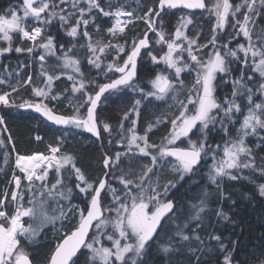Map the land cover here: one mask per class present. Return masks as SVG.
Returning <instances> with one entry per match:
<instances>
[{
	"label": "snow or ice",
	"instance_id": "6c2138e0",
	"mask_svg": "<svg viewBox=\"0 0 264 264\" xmlns=\"http://www.w3.org/2000/svg\"><path fill=\"white\" fill-rule=\"evenodd\" d=\"M61 3H66L67 0H60ZM87 4V12L92 13L95 9L105 17L113 18V24L107 29V32L113 37L118 34L125 33V27L127 22L122 24L120 17L129 16L133 17V12H128L123 7H116L114 10L105 11L101 6L99 0H84ZM80 4V0H73L72 6L75 8ZM138 7L140 6L139 0H137ZM56 4L51 0H23L22 4L16 9H8L4 14L0 15V41H4L8 46L0 47V55L11 52L13 50L14 34L18 33L20 39L24 41H31L32 46L28 48H22L20 46L15 47L16 53L27 52L33 54L37 48L43 50L39 55L41 62L45 61L46 56H55L56 50L54 47L53 37L48 36L43 43H36L38 38L43 35L44 28L41 26H35L28 30V26L25 23L27 18H31L42 26H46L52 23L54 17L58 14L55 11ZM159 11L155 8L149 7L147 12L142 16L135 17L136 19L143 20L147 24L148 31L155 32L158 39L157 44H166L167 52L159 57L148 53L154 63L163 62L168 69H172L175 72L176 80L179 82L180 89L183 88V81L180 79L181 73L184 71H195V83L190 89H188L187 103L179 99V90L174 87L171 76L157 73L155 78L150 81L153 91L147 92L145 96H154L156 99H164L169 92H175L173 100L179 106V115L175 116L171 123V130L168 135L162 138L161 144L156 145L149 143L148 133L156 126L155 124H149L145 130L144 135H137L136 133V121L132 120V125L125 135L124 124L121 121V140L118 143L127 141V147L125 152H117L115 157L104 156L103 164L106 169L111 170L113 165L119 166L122 161L121 157L126 156L128 153L133 152L143 157H151V165H143L141 174L139 175V183H136L134 179H129L128 176L133 173L127 172L122 174L119 179V183L123 185V188L118 190L111 187L105 179H100L98 186L93 183H89L81 170L75 167L73 163V157L71 155H64L57 157L55 154L59 152V147H49L50 153L53 155H18L15 162V167L23 173V177L13 174L12 181L15 184V189L11 192V199L15 205L14 213L9 216L5 211L0 210V264H32L29 258V254L20 246V237H24L29 244L35 243V237L39 235V229L29 224L27 227L22 223V217H29L35 219L37 215L42 218L43 222H52L53 224L57 219H66L67 213L63 208L59 209L58 216H49L47 207L48 200L59 197L62 200H70L72 196V188L67 187L66 191H56L57 187L64 188L65 184L60 179V174L65 165H72L75 177L78 182L76 187L80 193L87 195L91 193V199L85 205L87 214H84V210H80V219L78 225L71 231L70 234H65L62 241L57 242L54 250L47 258V264H77L78 252L82 248L88 250L87 264H142L140 258L142 257L145 248L148 246L149 241L153 239V234L156 233L157 228L161 225L162 218L166 217L167 213H170L174 208V203L171 200L161 199V195H167L170 187H175L174 181H168L164 185L163 194L157 190L158 182H153L150 173L154 172L155 167L160 161H164L167 157H174L176 163L172 165L171 171L179 173L180 179H183L185 173L193 171V166L197 165L201 159L202 153L206 150V139L209 124L215 125L217 117L212 115L213 110L222 111L223 116L229 121L233 120V116L236 113L242 115V120L235 121L240 124V127L236 130L237 135L235 138L225 142L223 148V157L219 160L213 156V165L209 171V179L213 184H217V178L228 177L231 180H237L239 177L233 174L234 171H240L242 169H250L258 171L262 177H264V157H261L259 165L255 163V157L253 151L249 148L245 142V138L250 135H259L264 132V28L257 34L259 40V46H257L252 40V29L248 26L249 23H255L254 17L261 15V10H264V0H242L241 3L233 4L231 0H214V3L209 7L205 0H159ZM111 8V5H109ZM167 8L171 9H206L211 15L215 17V24L212 28V38L209 44L212 45L214 51L208 54L206 61L200 60L197 55L194 54L193 46L197 45V41L194 38H189L185 34V29L192 24V19L187 15H181L180 22L176 27L174 36L171 40L165 39V32L162 30L163 20H160L161 29L156 28L157 20L154 17H150L149 13H155V17H161L163 10ZM51 9V10H50ZM246 9V11H242ZM63 11V9H61ZM80 19H77L76 25L71 26L67 31V35L70 37H76L78 35V26L83 24L87 26L89 24L88 19H84L85 8L80 7ZM22 12V15L20 13ZM47 13L42 17V14ZM237 13H241L243 20L241 21L237 17ZM229 17L235 23L232 25L235 29L239 25L236 35H243L248 41V45L238 44L235 49L229 47L228 44L223 45L225 51L222 53L219 49L215 48L218 38V30L223 32L226 24L229 23ZM60 21L62 24L68 22L67 17L60 15ZM84 37L89 38L87 45L88 52L92 54L89 57L88 63L95 68L101 67V58L106 55L108 51L115 48L117 56L119 53L125 52L124 45H113L111 42L104 44L101 41L91 42L90 35L87 31L83 33ZM177 41H184L187 43V47H182L181 43ZM148 33L144 34V37L139 39L138 42L133 40L131 51L128 52L127 58L123 60V64L109 63L106 66L105 75L108 73H118L117 78H109L108 83L100 84L99 90L94 94H90L85 89V82L81 80L79 85L74 83L72 92L83 93L86 97L84 102L78 106H74V113L71 116L54 115L52 110L43 103L33 104L28 100H25L19 105L11 104L9 102V93L0 95V104L5 106H13L18 108H34L35 111L41 113L47 120L52 121L57 125H71L77 129H83L86 132L91 133L98 139L101 137V132L98 128L96 109L98 103L101 101V97L105 93L109 95H115L123 89L137 90L134 79L137 76V57L141 54V49L148 47ZM208 44L197 45L195 51L208 48ZM74 47V46H73ZM63 48V45H61ZM72 49L69 48L64 53L63 57L57 56L58 60H62V67L64 69H71L75 73H80L79 60L68 55ZM187 52L189 59L193 62L191 65L184 63L183 66H178V61L181 59L180 54ZM238 52L244 54L243 64L248 65L249 54L251 55L252 62L250 65L251 72L258 74L259 80L257 86L253 88L249 86L250 82L254 81L253 75L245 77L244 70L241 69L240 76L232 80V97L233 99H225L223 103L219 102L213 95L216 84L214 81L217 79V74H224L225 76L231 75L229 64L233 61L227 60V57H232L233 60L239 59ZM99 53L100 55H97ZM176 54V55H174ZM92 57H95L94 59ZM54 71V70H53ZM82 75V73H80ZM40 77H46L45 83L48 91L43 88H33V94L36 97H49L50 90L52 88L53 80L58 79L56 75H49V71L41 65ZM69 80L75 81V77L68 76ZM32 76L29 75L28 79L23 81L24 84H30ZM5 83L3 79H0V84ZM12 91H17L16 87L12 88ZM67 91V90H66ZM141 91H143L141 89ZM195 93V96H193ZM256 93H259L258 101L254 100ZM243 97L247 100V105L237 103L236 98ZM52 100H58V96H51ZM141 101L136 100L134 106L129 109L130 112H136ZM191 105V108L189 107ZM226 105V106H225ZM87 108V116L80 115L81 108ZM246 107V112L244 108ZM130 119L128 113L124 114V120ZM161 118L157 117L156 124L162 123ZM5 123L4 119L0 117V125ZM221 127L224 128L225 133H228V129L224 127L223 119L220 120ZM199 125L200 132L203 133L204 139L199 143L192 140L189 137V133ZM6 130V129H5ZM103 131L110 133V126L107 123L103 124ZM181 137L188 138L187 147H179L176 145V141ZM41 139L37 137V140ZM59 139V138H58ZM261 144H264V135L260 136ZM11 143V138H9ZM4 141L0 140V146H3ZM143 145V146H141ZM260 145H258L259 147ZM155 149V154L150 150ZM264 151V148L261 149ZM214 151V150H213ZM5 163H7V153H5ZM55 165V171L57 173L56 182L49 188L46 180L49 174V168ZM71 175V173L69 174ZM107 176V172L105 173ZM145 178H148V182L145 183ZM28 181V190L32 192L34 187H38L41 194V199L37 200L34 196H31L28 200L31 207H25L22 203H17L18 200H23V195L17 191L21 187V180ZM35 181L44 182L40 186L35 185ZM219 188V184H217ZM107 188L108 193L113 197L114 208L104 209L101 204L102 190ZM259 195L264 197V183L257 185ZM118 191L122 195H118ZM5 198L7 197V191H5ZM208 194L205 193V196ZM221 196L223 193L221 192ZM46 197V198H45ZM5 204V199H0V207ZM151 205V207H150ZM196 207V206H193ZM206 202L201 201V205L197 209L195 215L191 217L192 220L197 221L196 227H201L202 220L201 213L205 211ZM77 206H71L69 211H75ZM116 213L114 218L104 216V212ZM217 216L227 219L228 217L222 212L217 211ZM93 221H96L95 227L97 234L93 235L92 240L86 239L89 235V229L93 226ZM109 225L113 229V232L107 234V240L111 241V246H104L101 244V236L104 235V229ZM189 225L186 223L185 228ZM195 231V230H193ZM118 236V238H117ZM176 236L180 238V241L190 242L193 238L203 243L199 235L194 237L184 234L183 230L176 233ZM210 240H215L219 244L221 251H225V245L221 242V238L216 235L209 234ZM95 245H100L96 247ZM162 250L165 253H171L175 249L171 244L163 245ZM199 249L191 248L189 245V251L195 255ZM77 258V259H74ZM197 264H199V257H197ZM223 264H232L231 254L228 253L224 256ZM264 264V261L261 262Z\"/></svg>",
	"mask_w": 264,
	"mask_h": 264
},
{
	"label": "trees",
	"instance_id": "16d2710c",
	"mask_svg": "<svg viewBox=\"0 0 264 264\" xmlns=\"http://www.w3.org/2000/svg\"><path fill=\"white\" fill-rule=\"evenodd\" d=\"M10 1L11 0H0V14H2L6 5L11 3ZM128 1L137 3V0H99L101 6L108 10L122 6ZM237 1V3H239L240 0ZM205 2L208 5V0H205ZM157 3L158 0H139L141 13H145L151 6L157 10ZM232 3L236 4L235 0H233ZM15 4H21L20 0ZM54 4L57 5L55 9H59L65 6V4L72 6L73 0H67L66 3H61L60 0H54ZM109 5H111V8H109ZM80 7L86 10L83 18L89 20V24L85 26V29H87V27L95 28L99 32L108 34L107 37L111 40L116 39L117 41H121L123 38L126 42L124 54L130 52L133 40L137 41L148 30L146 23L143 21H136L126 28L125 33L122 34L123 37L119 34L113 37L107 32V29L113 24L112 19L103 16L95 9L89 14L87 12L88 6L84 3V0H80V4L77 7L74 8L72 6L71 9L66 11L70 19L73 16V19L69 22L81 18L79 11ZM245 10L246 9H242V11ZM204 11H206V9L193 12H188L184 9H165L161 13V17L156 18V27L158 30L161 29L160 20L162 19V30L166 34L165 39L171 40L177 26L178 17L184 14L191 15L190 13L200 14L193 15L195 17L192 23L194 29L190 31V34L196 39L197 45H209L206 49L196 51L198 58L202 61H206L208 59V54L214 51L212 45L209 44L212 38L214 20L206 18L203 15ZM261 13V15L254 17V24L250 22L248 25L253 30L252 40L257 46H259L260 43L257 39V34L264 28V10H261ZM154 14L155 13H151V17H153ZM236 15L241 21L243 20L241 13H237ZM56 21L58 20L55 19L50 24L52 29H50L48 34L54 36L57 43L60 42V39L54 34L56 31ZM234 23L235 21L229 17V23L226 24L225 31L221 32L218 30V38L215 45L216 49L224 50V44H228L232 49H235L238 44L248 45V41L242 34L236 35L239 25L234 29L232 26ZM34 25L35 23L33 22L28 28L31 29ZM149 37H151V45L144 51L153 49L157 44L156 40L158 37L155 32H151ZM80 38L82 39L83 37L79 35V44L81 45L82 42ZM18 44L22 48L29 47V43L23 42V40L19 41L16 38L13 47ZM162 45L163 48H166V45ZM197 45L193 46L194 50ZM182 47L184 46L182 45ZM7 54L8 55L3 57L4 61L0 62V79L5 81V83L0 84V94L11 91L13 87H19L20 90L13 94L14 99L11 100V103L19 105L25 100L33 101L31 100L32 95L30 94L31 85L35 82V79L37 80V77H39L38 65L40 62L36 58L31 59L27 52L16 53L13 49ZM106 57L108 59L110 55L107 54ZM126 57L127 55L124 58L121 57L118 63H121ZM238 57L239 59L236 60H233L232 57H227V60L233 61L228 65L231 70V75L225 76L222 73L217 74V79L214 81L216 88L213 95L221 103H223L225 99H233L231 95L233 87L232 80L240 76L241 69L244 70L245 77L248 75H253L255 77L254 81L250 82L249 86L253 88L257 86L259 76L258 74L252 73L250 68L253 58L249 54L248 65H245L242 63L244 54L238 52ZM185 61L187 63L189 62L190 65L193 63L192 61L190 62L188 55ZM185 61H179V65L182 66ZM142 63L143 67L141 70L140 67L137 69V77L133 82L138 86L136 91L123 89L115 95L106 93L102 97L96 110L101 136L107 134L100 126L101 121L109 124L112 131L108 134H114L115 132H112L115 130V127L120 123L124 114L127 111L129 112V109L134 106L136 100L141 101L137 109L139 114L136 115V131L142 135L145 134V130L150 123L156 125L152 131L148 133L149 143H158L163 137L167 136L169 128L171 129L170 121L175 118V114L177 116V107L170 106L169 110V101L171 103L169 96L168 98L157 100L152 96L144 95L151 91L149 80L158 69L154 70L155 63L151 65L147 60H144ZM191 72L195 73V71ZM3 75H5V77H3ZM29 75L32 76L31 83L24 84L23 81H25ZM108 77L114 78V73H108L107 76L103 74L100 81H98V85L108 81ZM181 78L184 87L179 92L182 96V94L190 88L193 81L191 74L187 72L181 73ZM64 81L63 78L57 81V91H63V89L68 86V83ZM141 89L143 91H141ZM96 90L97 89L94 91ZM20 93H22L23 96L20 95ZM64 96L65 97L62 99L67 100L68 95L66 96L64 93ZM258 97L259 93H256L254 100L257 102H259ZM236 101L243 105H247L248 103L243 97H237ZM52 104L53 102H49V104L46 105L54 112L69 116L73 115V111L69 106L64 107L63 104H57L54 106L55 108H53ZM244 112H246V107L244 108ZM212 115L216 116L217 120L215 125L209 124L208 129L205 130L207 132L205 143L207 150H214V153L218 156L221 154V149L225 146V142L236 137V130L240 127V124L235 121H240L243 117L240 113H236L233 116V120L229 121L223 116L222 111L216 110L213 111ZM0 117L5 121L3 125H0V140L4 141L3 146H0V199H5V204L3 206L8 215L12 214L15 209V205L11 199V174L14 172L16 175H20V172L13 167L14 152L17 155L42 154L41 152L48 151L50 146H58L59 152L74 156L75 165L78 166L89 182L96 185L105 173V168L102 164L104 154L113 157L116 150H118L112 145L111 140H101V142H99L94 137L88 135L83 129L76 131L78 135H81V140L76 138H73L74 140H70L68 137L65 138L63 136L64 133L70 132L68 128L69 125L65 127H55L39 115L22 111L18 107L3 105L0 109ZM157 117L161 118L163 122L156 124ZM221 119L224 121V127L228 129L227 134L224 128L221 127ZM196 129L198 130L197 137L201 135L202 139H204L203 133L200 132L199 125ZM118 135L119 134L116 136ZM192 135L195 137V131L192 132L191 136ZM262 135H264V132H261L259 135H250L245 138L247 146L253 151L255 163L257 165L260 164L261 157H264V151L261 150L264 148V144H261L260 141V136ZM37 137L41 139L37 140ZM9 138H11V143H9ZM186 145L187 143L185 140H179L174 146L187 147ZM258 145L260 146L258 147ZM5 153H7V163H5ZM132 160L128 161L127 159L122 169L124 173H133L128 176L129 179L138 180L139 182L137 173L140 162L137 164ZM170 161L176 163V161L172 159H170ZM204 164L202 160L201 165L197 168H193V171L188 174H184L183 179H180L179 173H174L171 170L170 173L166 170H158L160 167H156L155 172L149 174L153 182H158V186H163L164 183L167 184L170 180L175 182L173 192L171 194L169 192L164 197V200L170 197L174 199L175 209L170 219L164 225V228L156 235L153 241L148 243V246L145 248L140 258L142 264H197V257H199V264H223L224 256L228 253L231 254L232 264H261V262L264 261V197L259 195L257 188L258 184L264 183V177H262L258 171L242 169L238 172H233V174L239 177L237 180H231L228 177L217 178V184H219L218 188L217 184H213L210 181L209 167H204ZM68 172L69 169H66V173ZM72 173L73 171L71 172V176L67 175V180L64 181V183L67 187L73 189L76 177L75 175L72 176ZM124 173H119L117 175L120 177ZM110 175L111 173L109 170L106 176L108 184H111L108 179ZM22 184H25V181ZM106 189L107 188L103 190L102 194ZM5 191H7L6 198L4 195ZM221 192L223 196H221ZM205 193L208 195L205 196ZM79 194L78 200L75 198L73 192L68 202L62 199H59L60 201L58 200L57 202V199H55L56 203L59 204L58 208L63 206L65 210L71 203H76L77 200L79 202V208L85 210V206H82L85 194L80 192ZM202 200L206 202V208L205 211L201 213L202 220L199 222L201 223V227L197 228V221L192 220L191 217L195 215ZM22 201H24V205L29 204L25 199ZM17 203H19V201ZM217 211H222L228 218L224 219L223 217L217 216L215 214ZM78 218L79 215L75 214L74 217L69 219L67 224L66 218L65 220L57 221L55 224L42 228V230L39 231V235L35 237V243L33 244H29L24 237H21L20 245L29 254L32 264H47V258L54 250L56 243L60 242L65 234H68L77 226ZM172 218L173 220L171 221ZM28 223L33 224L28 219L25 220V224L27 225ZM186 223L189 224L187 228L184 227ZM92 229L87 240L91 237ZM180 230H183L184 234L190 233L199 235L203 243L194 238L190 242L180 241V238L176 236V233ZM62 231L64 232L60 234ZM209 234L221 238V242L225 245V251L220 250L217 241L209 239ZM168 244H171L173 249H175L171 253H165L162 250V246ZM189 245L191 248L199 249L196 251L195 255L189 251ZM85 252V248H82L80 252H78V259L75 258L77 259V264H87L88 255Z\"/></svg>",
	"mask_w": 264,
	"mask_h": 264
},
{
	"label": "rangeland",
	"instance_id": "374dc122",
	"mask_svg": "<svg viewBox=\"0 0 264 264\" xmlns=\"http://www.w3.org/2000/svg\"><path fill=\"white\" fill-rule=\"evenodd\" d=\"M17 1L18 0H11L10 2V4H9V6H10V8L11 9H16V8H18V6L19 5H21L22 4V2H23V0H20V2H21V4H15V3H17ZM82 1V0H81ZM51 2L52 3H54V0H51ZM242 2V0H240L239 1V3H241ZM214 3V0H208V5H209V7L212 5ZM69 4V3H68ZM65 5H67V4H65ZM71 7L72 6H64V11H68L69 9H71ZM119 7H121V6H119ZM122 7H123V9H125V10H128V11H131V12H133L135 15H134V17H137V16H142V15H144V13H141V12H139V10H140V7H138V5H137V3H131V2H125V4L124 5H122ZM105 9V8H104ZM112 10H114V9H112ZM105 11H109L108 9H105ZM207 11V10H206ZM206 11H204V13H203V15L206 17V18H208V19H213L214 20V24H215V17L213 16V15H211L209 12H206ZM246 11V10H245ZM151 13H149V15H150ZM191 15H189V14H184V15H187V16H189V18L190 19H192V23H193V21L195 20V17L193 16V15H200V14H193V13H190ZM20 15H22V12L20 13ZM47 15V14H46ZM45 15V16H46ZM63 16H65V17H67V19H68V22L71 20L69 17H68V13H66V12H64L63 14H62ZM43 17V16H42ZM59 15H57V17H56V19L57 20H59ZM150 17H151V15H150ZM111 18V17H110ZM180 17H178L177 18V25L179 24V22H180V19H179ZM28 19V18H27ZM26 19V20H27ZM79 19V18H78ZM112 19V22H114L113 21V18H111ZM136 21H140L139 19H135V20H133L132 22H130L129 24H128V26L131 24V23H133V22H136ZM142 21V20H141ZM40 24L39 23H35V25L33 26V27H35V26H39ZM127 26V27H128ZM126 27V28H127ZM177 27V26H176ZM78 28L81 30H79L78 31V35H80V37H83L82 39H81V42H82V44H81V46H79V48H80V56L79 57H77L78 58V60H79V64H80V73H82V75L80 74V73H75V72H73L71 69H64L63 68V71L62 72H60L59 71V73H56V72H51L49 69H50V65L49 66H47V65H43L44 66V68H45V66H46V68L45 69H47L48 71H49V75H53V74H51V73H54V75H56V76H58L59 78L58 79H56V80H53V82H52V88H51V90H50V94H49V97H47V98H45V97H36V96H34V94H33V91H32V89L33 88H43V89H45L46 91H48V88L46 87V83H45V80H46V77H37L38 79L36 80L35 79V82L31 85V91H30V94L32 95L31 96V100H33V101H30L31 103H43V104H49V102H53V104H52V106H55V105H57V104H63V106L64 107H66V106H69L71 109H72V111H73V113H74V106H78V105H80V104H82L83 102H84V100L86 99V97L83 95V93H81V92H77V93H73L72 92V87H73V85H74V83L76 84V86H78L79 85V82L81 81V80H83L84 82H85V89H84V91H86V92H88V93H90V94H94L96 91H94L95 89H98V81H100V79H101V77L103 76V74H105V70H106V66L109 64V63H117L118 61H119V59H118V56H117V51H116V49L115 48H113V49H111L110 51H108L107 52V54L108 55H110V57H112V59L113 60H111V61H109L108 59H107V57H106V55H103L102 56V58H101V67L99 68V69H97V68H95L94 66H92V65H90L89 63H88V60H89V57H91L92 56V54L91 53H89L88 52V48H87V45H88V43H89V38L88 37H84V35H83V33H84V31H87L88 33H89V35H90V38H91V42L92 43H95L96 41H101L102 43H104V44H107V43H109V42H111L113 45H116V44H119L120 45V43H118V42H116V41H113V40H111L110 38H108L107 37V35L108 34H106V33H102V32H99L97 29H95V28H88L87 27V29H85V25H83V24H80L79 26H78ZM194 28L192 27V24H190L189 26H188V28L187 29H185L184 31H185V34L189 37V38H193V35H191L190 34V31L191 30H193ZM28 30L29 31H31V29H29L28 28ZM126 30V29H125ZM176 30V29H175ZM174 33H175V31H174ZM174 33H173V36H174ZM119 35H121L122 36V34H119ZM18 37H19V35H17ZM173 36H172V38H173ZM48 36H44V35H42V37L41 38H38V40H37V42L36 43H43L45 40H46V38H47ZM123 37V36H122ZM23 42H27V43H29L28 45H29V47L30 46H32V42L31 41H24L23 40ZM121 43H122V45H124L125 46V40L122 38V40L120 41ZM177 43H181V45H183L184 47L186 46L187 47V43L186 42H184V41H177ZM164 45H166V44H164ZM219 45V44H218ZM6 46H8L7 45V43L6 42H4V41H0V47H6ZM163 45L162 44H156L155 46H154V48L153 49H151V50H148V51H144L143 52V55L141 56V59H150L151 61H152V59H151V56H149L148 55V53L149 52H151L152 53V55H154V56H156L157 57V60H159V57H161L162 55H164L166 52H167V45H166V48H163L162 47ZM55 47V46H54ZM185 47V48H186ZM37 50V55H33V57L34 58H38L39 59V55L43 52V50L42 49H40V48H37L36 49ZM55 50H56V55L57 56H60L59 55V53H58V51H57V48L55 47ZM220 50V49H219ZM161 51V52H160ZM221 52L223 51H225V49L224 50H220ZM222 52V53H223ZM113 54V55H112ZM120 54V53H119ZM194 54L195 55H197V53H196V51L194 50ZM97 55H100L99 53H97ZM174 55H176V54H174ZM63 56V55H62ZM62 56H60V57H62ZM122 58H124L125 56H126V54H124V53H122L121 55H120ZM180 56H181V59L179 60V61H185V59H186V57H187V52L185 51V52H183V53H181L180 54ZM46 57H48V58H50L51 56H46ZM53 57V56H52ZM198 57V56H197ZM93 59L95 58V57H92ZM53 61H56V63H53L54 65H56L58 68H60L61 67V65H62V60H53ZM60 61V62H59ZM179 61H178V66H180L179 65ZM153 62V61H152ZM190 62H191V60H190ZM154 63V62H153ZM184 63H187L186 61L184 62ZM183 63V64H184ZM158 64H162L164 67H165V69L166 70H168V68H167V66H166V64H164L163 62H159ZM188 64H189V62H188ZM41 65L42 64H39L38 66H39V73H40V71H41ZM183 66V65H182ZM181 66V67H182ZM184 72H187V73H189V71H184ZM163 75H168V73H166V72H161ZM183 73V72H182ZM69 75H72V76H74L75 77V81H73V80H69L68 79V76ZM169 76H171V78H172V80H173V83H174V87L176 88V89H178L179 91H181V89H180V85H179V82L176 80V77H175V72H174V70H172V69H170V75ZM191 76H192V81H193V83H192V85L195 83V76H196V73H192L191 72ZM61 78H63L65 81L64 82H66V83H68V86L66 87V88H64L63 89V91H57V89H56V86H57V81H60V79ZM155 78V77H154ZM154 78H151L150 80H149V84H150V90L151 91H153V88H152V85H151V83H150V81L151 80H153ZM28 79V77L26 78V80ZM96 79V80H95ZM180 79L182 80V78L180 77ZM102 84V83H101ZM192 85L190 86V88L192 87ZM183 87H184V84H183ZM189 88V89H190ZM16 89H17V91H19L20 89H19V87H16ZM67 90V91H66ZM17 91H15V92H13L12 90L11 91H9V92H4V93H9V96H8V99H9V102H10V104H12L11 103V100H13L14 99V96H13V94L14 93H17ZM66 91V92H65ZM93 91H94V93H93ZM4 93H1L0 95H2V94H4ZM25 93V92H24ZM64 93H65V95L67 96V100H63L62 98H64L65 96H64ZM26 94V93H25ZM20 95H22V93H20ZM19 95V96H20ZM173 95H176V93L175 92H169L165 97H164V99L165 98H168V96L170 97V100H171V103H170V101H169V104H168V108H169V110H170V106L171 107H173V106H176L177 107V115H179V111H180V109H179V106H178V104L176 103V101H174L173 100ZM23 96V95H22ZM51 96H58L59 97V99L58 100H52L51 99ZM193 96H195V93H193ZM153 98H155L154 96H152ZM187 97H188V90L185 92V93H183L182 94V96H181V94H180V96H179V99H181V100H183L185 103H187ZM156 99V98H155ZM157 100H159V99H157ZM29 101V100H28ZM24 101H22L21 103H23ZM168 103V102H167ZM4 104H0V109H1V107L3 106ZM103 105V104H102ZM189 107L191 108V105H189ZM214 111V110H213ZM128 112V111H127ZM72 113V114H73ZM85 113H86V107H84V108H81L80 109V115H82V116H84L85 117ZM213 113V112H212ZM211 113V114H212ZM98 114H99V111H98ZM128 115H129V117H130V119H128V120H124V116H123V118H122V120L121 121H123V124H124V131H125V135H127V129L129 128V127H131V125H132V120H135L136 121V115H137V113L136 112H128ZM175 116H176V114H175ZM103 120V119H102ZM121 121H120V123L115 127V130L112 132V133H114L113 135H117V134H119L117 137H115L114 138V140L112 141V145H114V147H116V149H118V150H116V152H115V154L113 155V158L115 157V155H116V153L117 152H121V153H123V152H125V150H126V147H127V141L126 140H124L123 142H121V143H118V141H120L121 140ZM105 122H103V121H101V124H100V126H101V128L103 129V124H104ZM108 124V123H107ZM69 130H70V132H65L64 133V137L66 138V137H68L70 140H72L73 138H76V139H80L81 138V135H78V133L76 132V131H78L79 129H77V128H75V127H73V126H71V125H69ZM135 128H136V125H135ZM171 130V129H170ZM112 130L110 129V132H111ZM193 131H195V137L192 135L191 136V134H192V132ZM192 132H190L189 133V137L192 139V140H194V141H196L197 143H199L200 142V140H202V136L200 135L199 137H197V135H198V130L196 129V127L192 130ZM105 133H107L106 135H112V134H108V132H105ZM136 133H137V135H141V134H139L137 131H136ZM74 140V139H73ZM81 140V139H80ZM109 140V139H108ZM180 140H185L186 141V143L188 144V138H185V137H181V139ZM161 141L162 140H160L158 143H155L156 145H159V144H161ZM177 141H179V140H177ZM176 141V142H177ZM7 145V144H6ZM141 146H143V145H141ZM187 146V145H186ZM6 147V146H5ZM224 148V147H223ZM223 148L221 149V154H219L218 156L214 153V151H212V150H207V148H206V150H205V152L204 153H202V159H203V161H204V167H209V169H208V171L211 169V167H212V165H213V163H214V161H213V156L215 155V157H216V159L217 160H219L220 158H222L223 157ZM153 154H155V149H152V150H150ZM44 153V152H43ZM44 155H49V156H51V155H53L52 153H50V151L48 150L47 151V153H45ZM57 157H60V156H64V155H69V154H67V153H62V152H58V153H56L55 154ZM17 156L18 155H16L15 153H14V169H16L18 172H20L19 171V169H17L16 167H15V162H16V158H17ZM73 158H74V156L73 155H71ZM127 159H128V161H130V160H132V161H134L135 163H137L138 164V162H140L139 163V165H140V167H139V169H138V177H139V175L141 174V171H142V168H143V165H151V157L149 156V157H143V156H140L138 153H136V151H135V149L133 150V152H131V153H128L126 156H122L121 157V161H122V163L119 165V166H115V165H113L112 167H111V170H110V173H111V175H110V177L108 178L109 179V181L111 182V184H109L111 187H113V188H116V189H118V190H120V189H122L123 188V185H121L120 183H119V179H118V175L117 174H119V173H124V170L122 169V167H124V165H125V163H126V161H127ZM135 159V160H134ZM142 161H143V163H142ZM73 163L75 164V158L73 159ZM142 163V164H141ZM173 164H175V163H173V162H171L170 161V170H171V168H172V165ZM75 167H76V165H75ZM156 167H160V169H158V170H161V171H163V170H166V171H168V169H169V164H168V160H167V158H165V160L164 161H160L159 163H158V165L156 166ZM156 167H155V169H154V172H155V170H156ZM66 169H69V172L68 173H66ZM73 171V168H72V165L71 164H69V165H65V168L64 169H62V171H61V174H60V179H62L63 181H66L67 180V175H69L71 172ZM13 174H14V172H12V174H11V178H10V180L12 181V177H13ZM151 174V173H150ZM185 174H188V173H185ZM75 175V172L73 171V173H72V176H74ZM18 176H21V177H23V173H21L20 172V175L18 174ZM71 176V175H70ZM58 177H57V173H56V171H55V165L53 164V166L52 167H50L49 168V174H48V177H47V180H46V183H47V186L49 187V188H51V186L56 182V179H57ZM22 180H24V179H22ZM21 180V181H22ZM25 181V184H22L23 182H21V187H20V189H17V191H19L22 195H23V199H25L26 201H28L29 200V198L31 197V196H34L37 200H39V199H41L42 197H41V194H40V191L38 190V187H34L33 188V190H32V192H29V190H28V181L27 180H24ZM136 181V183H139L138 182V180H135ZM148 182V179L147 178H145V183H147ZM42 183H44V182H41V181H35V185L36 186H40ZM65 184V183H64ZM166 183H164V185H165ZM164 185L163 186H158V188H157V190L159 191V192H161L162 194H163V192H164ZM84 185L83 184H81V187H83ZM66 188H67V185L65 184V187L64 188H61V187H57V189H56V191H66ZM174 188L175 187H170L169 188V190H168V193L170 192V194L173 192V190H174ZM13 189H15V184H14V182H12V188H11V191L13 190ZM167 193V194H168ZM118 195H122V193H120L119 191H118V193H117ZM164 197H165V195H161V199H163L164 200ZM46 198V197H45ZM171 198V197H170ZM55 199H57V202H58V200L60 199L58 196L57 197H55L54 199H49L48 200V205H46V207H47V211H48V215L51 217V216H58L59 215V209L60 208H63V206H61L60 208H58V203H56V201H55ZM19 201V203H22L23 205H24V201H21V200H18ZM17 201V202H18ZM60 201V200H59ZM69 200H67L66 202H68ZM105 202V203H104ZM101 204H102V208H104V209H108V208H114V207H116V205H114L113 204V197H112V195L110 194V193H108V190L106 189L105 191H104V193L102 194V197H101ZM25 207H31V205H24ZM71 206H76V204L75 203H71L69 206H68V208L67 209H65V212L67 213V219H66V224L68 223V221H69V219L71 218V217H74L75 216V214H78L79 215V218H78V222H79V219H80V210L78 209H76L75 211H69V208L71 207ZM150 207H151V205H150ZM0 210H3V211H5L6 212V210L4 209V206L3 207H0ZM14 211H15V209H14ZM7 213V212H6ZM14 213V212H13ZM12 213V214H13ZM12 214H9V216H11ZM115 215H116V213L114 212V211H112V212H104V216L105 217H109V218H114L115 217ZM29 220V221H31V223H33L32 225H33V227H36V228H38L39 229V231H41L42 230V228H44V227H46V226H49V225H51V224H53L52 222H43V224H42V218L39 216V215H37V217L35 218V219H32V218H29V217H22L21 218V220H22V223L24 224V226L25 227H27L30 223H28L27 225L25 224V220ZM32 219V220H31ZM62 221L63 219H57L55 222H57V221ZM65 220V219H64ZM173 220V218L171 219V221ZM55 224V223H54ZM189 225V224H188ZM104 231V235L103 236H101V244H103L104 246H108V247H110L111 246V241H109V240H107V234H110V233H112L113 232V229L111 228V226L109 225V227L108 228H106V229H104L103 230ZM64 231H62L60 234H62ZM97 234V229H96V227H95V225L93 226V229H92V234H91V237H90V239H89V241H91L92 240V237H93V235H96ZM186 235H189V236H192V237H194L196 234H190V233H186ZM117 238H118V236H117ZM20 240H21V237H20ZM21 246V245H20ZM96 247H99L100 245H95ZM86 249V248H85ZM87 255H89V253H88V250L86 249V252H85Z\"/></svg>",
	"mask_w": 264,
	"mask_h": 264
},
{
	"label": "flooded vegetation",
	"instance_id": "af4514ba",
	"mask_svg": "<svg viewBox=\"0 0 264 264\" xmlns=\"http://www.w3.org/2000/svg\"><path fill=\"white\" fill-rule=\"evenodd\" d=\"M231 2H233V0H231ZM235 2H236V4H237V0H235ZM65 6H68V5H65ZM64 6L63 7H61V8H59V9H55V11L57 12V14L60 16V15H62L64 12H66V11H64ZM8 9H10V6H9V4L8 5H6V7L4 8V10H3V12H2V14H4ZM61 9H63V11H61ZM51 10V9H50ZM186 11H188V12H193V11H189V10H186ZM2 14H0V15H2ZM47 13H44V14H42V16H45ZM155 15V14H154ZM57 17V16H56ZM56 17H54L53 18V20L52 21H54L55 19H56ZM154 17V16H153ZM59 18V17H58ZM71 19H73V16H72V18ZM76 21H77V19H76ZM76 21H71V22H67L66 23V25H63L62 23H61V21H60V19L58 20V21H56V27H55V29H56V31L54 32V34H55V36H57L58 37V39H60V42H57L56 43V41H55V39H54V36H52L51 34H48L49 32H50V29H52L51 28V26H50V24L49 25H46V26H42V25H39V26H41V27H43L44 28V31H43V35L44 36H51V37H53V40H54V46L57 48V51H58V53H59V55L60 56H62V55H64V53L65 52H67V50L69 49V48H71L72 49V51L71 52H69L68 53V55H70V56H72L73 58H76V59H78L77 57H79L81 54H80V48H79V46H81L80 44H79V35H77L76 37H70V36H68L67 35V31L70 29V27L71 26H74V25H76ZM36 23V21H34V20H32L31 18H28L27 20H25V23H26V25L29 27L30 25H31V23ZM80 29L78 28V31H79ZM225 31V30H224ZM17 35H19L18 33H16V34H14V39H13V43H14V41H15V39L17 38L19 41H21L22 39H20V35H19V37L17 36ZM149 40H151V37H149ZM113 41H116V42H118V43H120V45H122V43L120 42V40L119 41H117L116 39H113ZM61 45H63V48H61ZM150 45H151V43H150ZM17 46H19V44L17 45ZM74 46V47H73ZM15 47L16 46H14L13 47V49L15 50ZM149 48V47H148ZM147 49V48H146ZM9 53V52H8ZM37 50H35L34 51V53L33 54H29V56H30V58L31 59H33L34 57H33V55L35 54V55H37ZM124 53V52H123ZM122 53H120L119 54V56H118V59H120L121 58V55ZM5 55H8L7 53H4V54H2V55H0V62L1 61H4L3 60V57L5 56ZM113 55V54H112ZM143 55V52L141 53V55H140V58H139V60H138V66H137V69L140 67V70H141V68L143 67V61L144 60H147V61H149L150 62V64L152 65L153 64V62L150 60V59H141V56ZM57 55H55V56H51L50 58H48V57H46V59H45V61H43V62H41L37 57H36V59L40 62L39 64H45V65H47V66H49L50 65V71L51 72H56V73H59V71L60 72H62L63 71V67H62V65H61V67L60 68H58L56 65H54L53 63H56V61H53V60H58L57 58ZM63 57V56H62ZM127 58V57H126ZM125 58V59H126ZM35 59V58H34ZM108 60L109 61H111V60H113L112 59V57H109L108 58ZM60 62V61H59ZM152 62V63H151ZM2 63H4V62H2ZM118 63V62H117ZM119 64H123V61L121 62V63H119ZM156 65L154 66V70H157L156 72H155V74L153 75V77H151V78H154L156 75H157V73H161V72H166V73H168V76L170 75V69H168V70H166L165 69V67L162 65V64H158V63H155ZM45 68H46V66H45ZM54 70V71H53ZM51 74H54V73H51ZM114 76L115 77H117V76H119V74L118 73H114ZM3 77H5V75H3ZM53 108H55L54 106H52ZM87 109V108H86ZM85 115H86V113H85ZM97 122H98V120H97ZM137 122V121H136ZM99 125V124H98ZM169 131H170V128H169ZM169 133V132H168ZM142 135H144V134H142ZM168 135V134H167ZM91 136V135H90ZM115 137H117L116 135H102L101 136V140H111V141H113L114 140V138ZM104 138V139H103ZM167 160H168V164H169V169H168V172L170 173V157H167ZM175 161V160H174ZM103 164V163H102ZM77 168H78V166H76ZM102 178V177H101ZM85 179L87 180V178L85 177ZM88 181V180H87ZM21 182H24V180H22ZM89 182V181H88ZM77 183H81V184H83L82 182H78L77 180H75V186H74V188L72 189L73 190V194H74V196H75V198H77V200H78V197H79V189L76 187V184ZM89 183H91V182H89ZM98 185V183L95 185V186H97ZM103 192V191H102ZM101 195H102V193H101ZM90 199H91V193H89L88 195H87V199H85V196H84V198H83V202H82V206L84 205H86L87 203H88V201H90ZM76 200V206H77V210L79 209V210H82V209H80L79 208V202ZM85 212H86V209L84 210V214H85ZM78 215V214H77ZM170 219V216H168L163 222H162V224H161V226H160V228H159V230H158V232H157V234L162 230V228H164V225L166 224V222L168 221ZM79 223V222H78ZM96 224V222L93 224V226ZM78 225V224H77ZM93 228V227H92Z\"/></svg>",
	"mask_w": 264,
	"mask_h": 264
},
{
	"label": "water",
	"instance_id": "95a60500",
	"mask_svg": "<svg viewBox=\"0 0 264 264\" xmlns=\"http://www.w3.org/2000/svg\"><path fill=\"white\" fill-rule=\"evenodd\" d=\"M158 5H159V0H158ZM157 5V6H158ZM165 9H167V8H165ZM164 9V10H165ZM182 9V8H181ZM158 11H159V7H158V9H157ZM163 10V11H164ZM185 10H189V11H196V10H202V9H185ZM154 18L156 19L157 17H155V15H154ZM151 31H148L147 30V33H148V35H149V33H150ZM145 34V33H144ZM143 37H144V35H143ZM143 37H141V38H143ZM141 38H139V39H141ZM138 39V40H139ZM138 40H137V42H138ZM148 47H149V44H148ZM147 47V48H148ZM142 50L143 49H141V53H142ZM141 55V54H140ZM140 55L137 57V66H138V60H139V57H140ZM118 77V76H117ZM117 77H115V78H117ZM109 81H107V82H104V83H108ZM99 90V87H98V89L96 90V91H98ZM106 94V93H105ZM104 94V95H105ZM103 97V96H102ZM101 97V98H102ZM34 104V103H33ZM98 105H99V103H98ZM98 105H97V107H98ZM20 110H22V111H26V112H32V113H34V114H36V115H39L41 118H43L44 120H46L49 124H51V125H53V126H55V127H65V126H67V125H57V124H55V123H53L52 121H49V120H47V118L46 117H44L41 113H39V112H37V111H35V109L34 108H20ZM97 110V109H96ZM53 112V114L54 115H63V114H59V113H56V112H54V111H52ZM64 116H69V115H64ZM86 116H87V110H86ZM98 128H99V126H98ZM100 130V129H99ZM86 132V131H85ZM87 134H89V135H91V136H93L91 133H89V132H86ZM95 139H97L98 141H101V137L98 139L97 137H95V136H93ZM105 155H108V154H104V156ZM109 156V155H108ZM110 157V156H109ZM171 159H174L175 160V158L174 157H170ZM201 162H202V156H201V159L199 160V162L197 163V165H194L193 166V168H195V167H198L200 164H201ZM103 166H104V164H103ZM105 168V167H104ZM107 172V174H108V172H109V169H106L105 168V173ZM105 173L103 174V176H102V178L101 179H105L106 180V176H105ZM98 186V185H97ZM167 200H171V201H173V203H174V208H173V210L170 212V213H167L166 214V217L165 218H162V221H161V224H162V222L168 217V216H170L172 213H173V211H174V209H175V201H174V199L173 198H170V199H167ZM87 214V212H85V215ZM96 221H93V224L95 223ZM160 226L161 225H159L158 226V228H157V231H156V233H154L153 234V239L152 240H154V238L156 237V235H157V232H158V230H159V228H160ZM92 228V227H91ZM91 228L89 229V233H90V231H91ZM74 230V229H73ZM72 230V231H73ZM71 233V232H70ZM70 233H68V234H70ZM88 237H86V239H87ZM151 240V241H152ZM62 241V240H61ZM151 241H149V242H151Z\"/></svg>",
	"mask_w": 264,
	"mask_h": 264
},
{
	"label": "built area",
	"instance_id": "2783aa9c",
	"mask_svg": "<svg viewBox=\"0 0 264 264\" xmlns=\"http://www.w3.org/2000/svg\"><path fill=\"white\" fill-rule=\"evenodd\" d=\"M128 12H131V11H128ZM120 19H121V21H123L122 22V24L124 23V22H127V24H126V26L129 24V22L132 20V18H125V17H120Z\"/></svg>",
	"mask_w": 264,
	"mask_h": 264
},
{
	"label": "bare ground",
	"instance_id": "6f19581e",
	"mask_svg": "<svg viewBox=\"0 0 264 264\" xmlns=\"http://www.w3.org/2000/svg\"><path fill=\"white\" fill-rule=\"evenodd\" d=\"M123 22V21H122Z\"/></svg>",
	"mask_w": 264,
	"mask_h": 264
}]
</instances>
